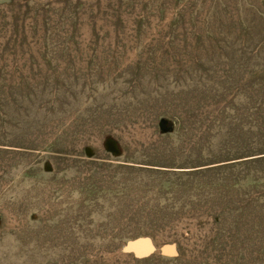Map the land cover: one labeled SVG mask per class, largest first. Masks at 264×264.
I'll return each instance as SVG.
<instances>
[{
    "label": "rangeland",
    "instance_id": "1",
    "mask_svg": "<svg viewBox=\"0 0 264 264\" xmlns=\"http://www.w3.org/2000/svg\"><path fill=\"white\" fill-rule=\"evenodd\" d=\"M0 264H264V0H0Z\"/></svg>",
    "mask_w": 264,
    "mask_h": 264
},
{
    "label": "water",
    "instance_id": "2",
    "mask_svg": "<svg viewBox=\"0 0 264 264\" xmlns=\"http://www.w3.org/2000/svg\"><path fill=\"white\" fill-rule=\"evenodd\" d=\"M130 248L132 251L139 255H145L149 251V247L145 241L137 240L130 244Z\"/></svg>",
    "mask_w": 264,
    "mask_h": 264
}]
</instances>
